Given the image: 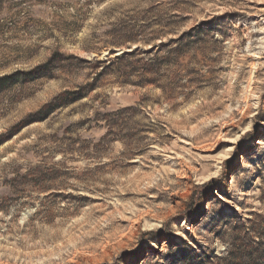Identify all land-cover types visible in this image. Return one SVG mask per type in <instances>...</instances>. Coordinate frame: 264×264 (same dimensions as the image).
Returning a JSON list of instances; mask_svg holds the SVG:
<instances>
[{
  "label": "rangeland",
  "instance_id": "obj_1",
  "mask_svg": "<svg viewBox=\"0 0 264 264\" xmlns=\"http://www.w3.org/2000/svg\"><path fill=\"white\" fill-rule=\"evenodd\" d=\"M0 264H264V0H0Z\"/></svg>",
  "mask_w": 264,
  "mask_h": 264
}]
</instances>
